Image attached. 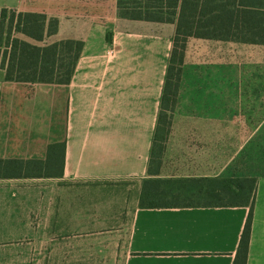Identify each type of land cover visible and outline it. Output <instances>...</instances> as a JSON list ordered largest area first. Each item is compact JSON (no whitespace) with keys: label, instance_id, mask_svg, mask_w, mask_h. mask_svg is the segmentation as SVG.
Listing matches in <instances>:
<instances>
[{"label":"crops","instance_id":"1","mask_svg":"<svg viewBox=\"0 0 264 264\" xmlns=\"http://www.w3.org/2000/svg\"><path fill=\"white\" fill-rule=\"evenodd\" d=\"M118 6L0 0V16L4 8L48 16L41 8H70V39L85 43L68 85L12 83L0 68V160L46 161L49 148L65 142L61 178H0V264H42L43 248L58 247H69V264H234L250 208L140 207L176 26L159 31L123 19ZM10 123L27 128L11 135L33 137L8 138ZM177 123L176 115L160 177L256 178L247 264H264V177L222 148L237 141L238 130ZM258 133L264 144V130Z\"/></svg>","mask_w":264,"mask_h":264},{"label":"trees","instance_id":"2","mask_svg":"<svg viewBox=\"0 0 264 264\" xmlns=\"http://www.w3.org/2000/svg\"><path fill=\"white\" fill-rule=\"evenodd\" d=\"M119 16L133 21L171 23L176 26L173 48L161 100V112L144 181L140 207L250 208L234 264H247L253 227L257 179L160 177L163 157L179 96L187 45L190 39L264 47V0H119ZM58 19L42 13L4 8L0 16V68L6 80L26 84L68 85L85 43L57 36ZM28 37L24 40L21 36ZM107 41H111L107 35ZM65 142L52 145L46 161L0 160V178H61Z\"/></svg>","mask_w":264,"mask_h":264},{"label":"rangeland","instance_id":"3","mask_svg":"<svg viewBox=\"0 0 264 264\" xmlns=\"http://www.w3.org/2000/svg\"><path fill=\"white\" fill-rule=\"evenodd\" d=\"M69 9L41 8L48 12L49 17L58 19L60 24L58 35L48 38V43L71 38L73 29ZM106 9L110 14L115 13V8ZM152 23L155 24V30L159 31H168L170 29L167 28L173 25ZM83 24L79 22L77 27L80 28ZM21 38L28 40V37L23 35ZM180 83V96L176 107L173 112L167 113L168 116H172V121L177 115V125L180 126L211 125L238 130L234 136L237 141L232 146L229 145L232 143L228 142L222 148L230 150L231 154L235 155V163L241 165L244 170L264 177V144L261 143L262 136L258 133L264 130L263 50L191 40L187 45ZM25 88L26 94L33 93L31 87ZM210 97L214 98L211 103L208 101ZM209 106L212 108L207 109ZM209 114L212 117H209ZM183 115H187V118ZM9 129L17 133L19 130L26 131L27 128H19L11 123L7 126L5 124L8 138L15 141L17 137L22 142L33 137L24 133H20L19 136L15 133L11 135ZM42 138V142L45 143L44 136ZM248 138L251 141L250 145L246 146L244 140ZM42 264H69V247L43 248Z\"/></svg>","mask_w":264,"mask_h":264}]
</instances>
